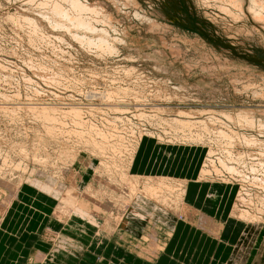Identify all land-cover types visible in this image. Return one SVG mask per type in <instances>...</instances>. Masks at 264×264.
Wrapping results in <instances>:
<instances>
[{
    "label": "rangeland",
    "instance_id": "rangeland-1",
    "mask_svg": "<svg viewBox=\"0 0 264 264\" xmlns=\"http://www.w3.org/2000/svg\"><path fill=\"white\" fill-rule=\"evenodd\" d=\"M76 1L81 8L69 0H0V199L10 206L28 171L48 170L53 179L76 158L65 184L89 186L106 206L113 188L102 159L113 168L128 164L147 132L157 144L185 140L179 124L189 119L210 128L202 144L215 151L202 163L213 178L230 182L231 211L237 202L264 222V0ZM45 106L55 108L52 121L28 111ZM219 129L243 142L235 151L241 160L223 162L238 168L235 174L217 165Z\"/></svg>",
    "mask_w": 264,
    "mask_h": 264
},
{
    "label": "crops",
    "instance_id": "crops-1",
    "mask_svg": "<svg viewBox=\"0 0 264 264\" xmlns=\"http://www.w3.org/2000/svg\"><path fill=\"white\" fill-rule=\"evenodd\" d=\"M182 150L144 138L130 171L188 180V218L143 201L103 234L79 217L67 223L56 217L57 200L26 184L0 221V264H264V227L250 229L232 218L227 186H218L220 199L208 202L212 186L196 182L205 153Z\"/></svg>",
    "mask_w": 264,
    "mask_h": 264
},
{
    "label": "bare ground",
    "instance_id": "bare-ground-1",
    "mask_svg": "<svg viewBox=\"0 0 264 264\" xmlns=\"http://www.w3.org/2000/svg\"><path fill=\"white\" fill-rule=\"evenodd\" d=\"M69 1L71 2L72 0H69ZM71 3L77 8L78 7L79 8L82 7V6L80 7L79 2H77L76 0H73ZM59 10H58L59 11L58 12L59 16L63 17V19L66 18V17L68 18V15H66L68 13L62 12L61 9H59ZM77 24H78L77 27L80 26L81 24H82V27H84L85 23L83 24V22H80V19H79V21H77ZM85 28L90 29L89 26H87V25H85ZM98 42H100V41H98ZM98 42H97V44H98ZM100 43H102V42H100ZM54 109L55 108H53V107L48 108L46 106L45 107H33V108L30 107V108H28V111H32V114L35 111L34 114H36L38 118H40V119H42L44 121H52L54 119V117H50L51 116L50 112H51V110H54ZM225 116H226L227 119L228 118L229 119H235V118H233L232 116H229V115H225ZM180 122L181 123L179 125L183 129V133L188 132V134L186 133V134L183 135V137H184L183 139H185V140H180V142H178V141H173L172 142V141H166V140L163 141V140H161L162 142L160 143V145H166V147H168V146H173L174 147L175 146V147H178L179 149H185V150L188 149L187 151H200V150H202L204 153L206 152L205 154H207V156H208V158L210 160L211 157H209V156H212V154H214L213 152L215 150L212 149V147L210 145H208V144H206V145L202 144V143H206V135L210 136V134H208V133H211L208 124L207 123L202 124L203 121L200 122L201 124H199L198 121L196 123V121H194V122L191 121V120L189 121V119L188 120H181ZM205 122H207V120ZM235 122L236 123H240L241 121L239 119L238 122H237V120L234 121V123ZM44 123H46V122H44ZM195 128H198V130L201 128L202 131H204V133L202 134L199 131L196 132V133H193L192 130L195 129ZM188 129H189V131H187ZM224 132L225 131H223L222 129H219L218 135L216 134V136L219 139H217L218 140L217 142H214L217 145V149L219 151H221L220 149H223L222 153L220 152V156L222 155L221 160L219 159V163L220 164H217V165H222L223 168L226 169L229 173H234L235 174L237 172L236 170L238 168L236 169V167L229 166L227 164H224L223 162H224V160L226 158L228 159V157L231 158L232 160H236L237 159V161H240L241 157L238 159V155L241 152H236L237 154H235V151H236L238 145L243 144V142H240L238 140L239 138L236 137L235 135H227V134H225L226 132L225 133ZM109 133H111V132H109ZM117 133H119V132H117ZM113 134L114 135H112V133H111V135L109 134V136L110 137L111 136L115 137L116 133H113ZM109 136H105L104 139L109 140L110 139ZM118 137H121V136L118 135ZM144 138H150V139H153V140L155 139V137L153 135H149L148 132L146 134L143 133L142 135H140L138 137V140L136 141V143L130 149V152H129L130 155H129L128 164H125V163L123 164V162H122L123 165L120 164L121 165L120 166L118 164L119 165L118 167L113 168L111 163L110 164L107 163L106 162L107 160H105V159H102L103 160V161H101L102 163L101 162L99 163L100 166H103L104 168H106L107 172L110 173V174H108L109 178H107V180L108 179L112 180L111 184H106L107 186L109 185L110 187L113 188V190L111 189V193L108 195V197L105 200L107 202V204H108L106 206H103L101 203H98L99 200L97 201L95 198L96 197H100V196L96 195L94 190L89 189L88 188L89 186L87 188H85V189H79L80 187H78L76 185L68 187L67 185L69 183L65 184V182H67V177L69 175L68 172L71 171V167L74 165V163L76 161V158L73 159L72 165L70 167L66 168V170L60 166L61 167L59 169L60 171L58 172L56 170V172L53 173V177H52L53 179H48L49 178L48 177L49 172H47L48 170L46 171V170L35 169L34 171H28L26 176L23 177L24 180H20L19 181V179H18L17 181H19V183L21 182L23 184L31 185L32 187L36 188L37 190H39V191H41L43 193H47L49 196H51L54 199H56L57 200L56 216L63 217L65 219L64 222L67 223V222H69V220H72L74 217H79L81 220H83V218H85L86 219L85 221H87L88 223H90L92 225H95V226H99V231L101 233H103V234H105L104 232L107 231L105 229L106 225L107 226H111L112 222H115V223L119 224L122 221L123 216H125V214H127V212L131 211V209H133L136 204H139L140 201L157 202L158 206H160L161 208L165 209V211H171L173 214H175L177 216H181L183 218L184 217L188 218L189 216L185 213L186 209L188 208L187 201H186L187 196H188L187 195V191H188V187H189V181L188 180L181 179V178H178V179L168 178L166 176H163V177L140 176V175H133L131 173L130 170H131L132 164L134 162L138 147L140 146V143L143 141ZM210 139H211V136H210ZM243 139H244V143L247 144V145H253L256 142L253 138H247L246 136H244ZM122 143H123V141H122ZM185 146H194V150H191L190 148H187ZM92 147L95 150H99L100 151L99 153L101 155L105 154L104 153L105 150L103 149L104 147H102V145L100 146V145H98V143H96V148H95L94 145H92ZM245 147H246V145H245ZM124 153H123V156H124ZM104 156H106V155H104ZM207 156H206V158H207ZM241 156H242V154H241ZM109 157H111V156H109ZM120 158H122V156ZM120 158H119V160H120ZM109 160L111 161L110 158H109ZM119 160H118V162H119ZM115 164H116V162H115ZM202 164H203V167H201V170L199 172V175H198V178H197L196 182H198V184H210L209 186H212V188L209 189V192L207 194V201L208 202L210 201L211 204H214L216 202V200L218 201L220 199V197H219V195L217 193V187L218 186H224V187L229 186L230 182L228 183V181H224L223 179L219 180V179L213 178V176L211 174L212 171L210 172V170L207 168V162L205 163V161H204V163H202ZM109 165H111L112 168L109 167ZM40 166H42V165L40 164ZM58 167H59V165H58ZM94 168H95V171H97V173L95 171L94 172L98 176L99 175L98 174L99 173L98 170H100V169H98L97 166H94ZM73 169H72V171H73ZM25 173H26V171H25ZM87 175H89V174H87ZM69 177H71V176H69ZM96 178L97 177H95V179ZM15 180H13V181H15ZM96 180H99V177ZM14 184H17L16 181H15ZM252 184H253V182H252ZM17 185H19V184H17ZM243 189L244 188H242V190ZM242 190H241V192H242ZM13 191L14 192H16V191L18 192L19 190H17V188H16ZM245 191H247V189ZM141 192H144L145 195H143ZM11 195H13V194H11ZM13 198H14V195L12 197H10L9 200L12 201ZM79 200H81V201H79ZM88 201H89V204H85L86 202L88 203ZM100 201L103 202V198ZM79 203H81V204H79ZM238 203L246 204L247 201L243 197H240ZM257 203L255 202V200H252V199H250V201L248 202L249 206L251 205L252 208H255L256 206H259ZM9 204L10 203L8 201H5L4 204H2L0 206V214L2 215V219L0 218V221L1 220L3 221V218L6 216L7 210L9 209V207H8ZM90 204H93V206H91ZM262 204L264 205V203H262ZM94 206H97L98 208L101 207L100 209L105 211L104 214L100 211V209L94 208ZM243 207H244V205H243ZM259 209H261V208H259ZM3 210H5L6 212L4 213ZM115 211L117 212V214H116ZM136 211H137V209H136ZM131 214L134 215L133 212H131ZM231 216H232L233 219L242 222L246 226L248 225V227L250 229L257 226L256 228H257V230H259L260 228L264 227V222L263 221L258 220V219L255 220L258 215H254L253 209L251 210V208H250V211L242 210V209H240L237 206V202L233 206V211H232V215ZM103 218H104V223L102 224L101 220ZM200 218H202L203 221L204 220L208 221V218H206V217H202L201 216ZM202 220H200V221H202ZM212 227H215V226H212ZM219 228H221V226H219ZM107 229L113 230L112 228H109V227ZM100 232H99V234H101ZM112 232H114V231H112ZM51 233H52V238L54 237V241L53 242H55L57 237H58V234L55 233V231L54 232L51 231ZM46 242H48V241H46Z\"/></svg>",
    "mask_w": 264,
    "mask_h": 264
}]
</instances>
